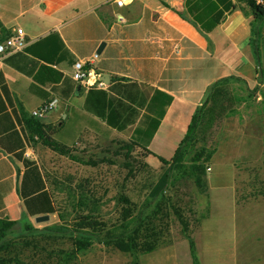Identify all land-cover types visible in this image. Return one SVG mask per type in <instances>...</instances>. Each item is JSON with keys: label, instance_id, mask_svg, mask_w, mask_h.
<instances>
[{"label": "crops", "instance_id": "crops-1", "mask_svg": "<svg viewBox=\"0 0 264 264\" xmlns=\"http://www.w3.org/2000/svg\"><path fill=\"white\" fill-rule=\"evenodd\" d=\"M189 19L184 0H129L121 6L115 0H0V41L17 28L25 33L26 45L56 30L76 61L89 58L104 42L86 78L95 81L98 78L95 76L104 72L109 74L110 81L112 77L136 81L148 100L159 97L156 105L166 106L148 144L139 148L160 161L158 154L165 152L171 140L179 138L173 133L180 123L179 131L185 135L171 146V160L197 119L194 141L209 148L213 139H219L204 174L208 202L205 215L212 198L209 191L221 182L220 187L229 188L227 194L240 205L241 213L263 208L264 215V202L249 200L247 196L256 178L258 157L254 158L252 153L259 146L257 124L264 115V111L259 112L264 106L263 95L259 93L264 81L260 79L262 70L252 45V15L243 3L235 2V8L208 33H202ZM3 57L0 56V217L19 220L25 215L21 194L25 166L14 155L19 143L23 156L34 161L44 174L51 148L43 137L55 138L49 132L67 146L77 139L105 138L106 133H117L128 141L135 125L114 132L115 129H108L104 121L86 111L82 105L89 83L82 82L78 94L63 99L50 91V84L36 83L32 77L4 63ZM70 72L73 73V67ZM34 83L50 92L48 99L30 90ZM50 101H54L55 107L49 117L31 116V110ZM58 102L61 107L55 112ZM151 115L158 114L151 112ZM67 122H71L70 127L65 126ZM12 132H16L14 136H10ZM240 133L247 139L245 153L236 140ZM218 149L236 155L237 159L220 162L219 171L207 175L213 169ZM262 173L263 184L264 166ZM189 233L185 239L189 240L191 250L190 241L194 246V239ZM194 260L197 261L195 256Z\"/></svg>", "mask_w": 264, "mask_h": 264}, {"label": "rangeland", "instance_id": "rangeland-1", "mask_svg": "<svg viewBox=\"0 0 264 264\" xmlns=\"http://www.w3.org/2000/svg\"><path fill=\"white\" fill-rule=\"evenodd\" d=\"M253 25L258 30L256 54L262 70L260 79L264 81V19ZM259 93L264 98V87ZM60 107L58 102L55 112ZM259 109L262 113L264 106ZM262 118L264 115L257 124L259 146L252 153L254 158L258 157L256 178L247 195L249 200L260 203L264 202ZM65 126L70 127L71 122ZM177 126L173 134L180 135L179 138L169 140L159 157L170 160L174 141L178 144L183 139L185 134L179 131L182 124ZM52 133L48 135L58 138ZM236 140L245 153L247 139L240 133ZM212 142L209 148L196 141L186 144L181 166L170 172L168 186L155 197L149 192L166 165L155 160L144 148L127 149L126 139L117 133H106L101 139H77L66 144L67 155L50 149L49 163L43 172L57 213L46 222L36 223L30 219L35 228L31 232L0 238V264H264L263 208L241 213L240 205L227 194L229 188L220 187L221 182L209 191L212 198H209L210 206L205 215L208 205L205 188L197 185L195 175L199 167L204 178L212 148L219 139ZM70 155L91 164L76 162ZM235 156L218 149L213 169L207 175L216 174L220 162H228ZM241 197L247 199L244 194ZM127 209L130 213L125 212ZM80 215L89 216L93 225L80 230L77 225ZM55 224H63L77 232L52 235L45 227ZM188 233L194 239L191 250L188 249L189 240L185 239ZM130 238L135 243L130 251H120L114 244L115 239L129 241ZM77 240H88L90 244L78 247ZM148 244L153 246L151 251L159 249L146 253L149 252L145 251ZM142 253L145 254L136 260Z\"/></svg>", "mask_w": 264, "mask_h": 264}, {"label": "trees", "instance_id": "trees-1", "mask_svg": "<svg viewBox=\"0 0 264 264\" xmlns=\"http://www.w3.org/2000/svg\"><path fill=\"white\" fill-rule=\"evenodd\" d=\"M235 2L243 3L252 15V45L254 52L258 53L256 47L258 30L253 23L264 19V3L257 0H235ZM235 2L233 0H184V6L190 16V22L195 24L202 33H208L221 22L228 12L235 8ZM2 59L4 63L32 77L36 83L42 85L50 84V91L63 99H68L74 95L78 86L81 88V82L74 80L70 72L76 57L66 47L56 30L27 44L20 50L5 55ZM65 69L68 70L66 73H64ZM85 69L93 70L91 65H86ZM30 90L44 99H48L50 94L49 91L42 90L35 83L30 85ZM157 93L160 94V92ZM158 100L159 97L155 99V96L148 100L136 81L112 77L110 83L105 87L89 86L84 95L82 106L86 111L100 118L107 126L116 131H123L129 126L135 125L126 144L127 149H131L134 146H146L152 137L166 107L164 105L157 106ZM151 112H156L158 114L157 117H153ZM196 128L197 119L190 125L188 135L179 145L171 160L159 157L162 164L166 165V169L150 190L151 197L162 193L168 186L170 172L181 166L184 158V147L194 141ZM15 133L12 132L10 136H14ZM43 142L55 152L63 155L69 154V150L65 145L50 136H44ZM18 145L19 150H15L14 155L22 160L25 166L21 182V194L26 216L24 215L19 220H6L0 217V238L15 237L18 233L24 235L26 232L35 230L28 216L35 217L41 214L57 213L53 193L49 186L47 187L48 182L45 175L34 161L28 160L23 156L22 144L19 143ZM70 158L76 162L89 163L83 162L75 156L70 155ZM196 168L195 182L203 189L205 186L204 178L202 177L203 172H201L199 167ZM125 212L130 213L129 209ZM88 219L89 216L87 215H80L77 218V225L81 227H79L80 230L92 224ZM45 229L52 235L77 232V230L70 229L63 224L46 226ZM76 244L79 247L81 245H89L90 242L88 240H77ZM114 244L117 249L125 252L132 250L133 246H135L132 238L129 241L115 239ZM190 244L193 246L191 241ZM152 248L153 246L148 244L145 247V251H151Z\"/></svg>", "mask_w": 264, "mask_h": 264}, {"label": "built area", "instance_id": "built-area-1", "mask_svg": "<svg viewBox=\"0 0 264 264\" xmlns=\"http://www.w3.org/2000/svg\"><path fill=\"white\" fill-rule=\"evenodd\" d=\"M129 0H115V3L118 6H121L125 4ZM121 20V18H119ZM27 41L25 33L22 31L21 28L15 29L10 35L3 38L0 41V56L8 55L12 52H15L17 50L22 49L25 47ZM97 57L96 53H93L89 58L85 60H77L75 61L73 65V73L72 77L74 80L79 82H85L89 83L90 85H96L98 87H103L105 84L99 80V78H96L94 81H89L88 78H86V75L91 74V70H86V65H92ZM98 75V74H97ZM95 77H98V76ZM94 77V76H93ZM55 107L54 101L46 102L41 104L39 107L31 110L30 114L32 117L41 118L45 115L49 114Z\"/></svg>", "mask_w": 264, "mask_h": 264}, {"label": "water", "instance_id": "water-1", "mask_svg": "<svg viewBox=\"0 0 264 264\" xmlns=\"http://www.w3.org/2000/svg\"><path fill=\"white\" fill-rule=\"evenodd\" d=\"M105 46V43L104 42H101L99 44V46L97 47L96 49V54H100L102 49L104 48ZM98 78L99 80H101L105 85H108L110 83V76L108 73H104V72H101L98 74ZM80 90V86H78L75 90V94H78ZM49 214H41V215H37L34 217V221L36 223H40V222H46L49 220Z\"/></svg>", "mask_w": 264, "mask_h": 264}]
</instances>
